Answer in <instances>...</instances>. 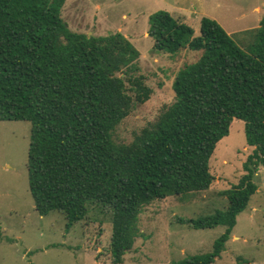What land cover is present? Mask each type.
Masks as SVG:
<instances>
[{
    "label": "trees",
    "instance_id": "1",
    "mask_svg": "<svg viewBox=\"0 0 264 264\" xmlns=\"http://www.w3.org/2000/svg\"><path fill=\"white\" fill-rule=\"evenodd\" d=\"M63 3L0 0V121L29 124L25 169L34 211L60 213L65 230L105 214L110 263L122 264L143 207L208 189V160L238 120L252 151L237 182L220 192L226 207L183 221L192 230L223 231L209 252L171 263L214 264L264 168V16L240 32L251 36L242 50L212 19L201 17L194 37L165 11L149 15L154 51L200 55L176 72L173 101L124 145L112 132L151 94L136 74L138 52L119 33L71 32L60 17Z\"/></svg>",
    "mask_w": 264,
    "mask_h": 264
},
{
    "label": "rangeland",
    "instance_id": "2",
    "mask_svg": "<svg viewBox=\"0 0 264 264\" xmlns=\"http://www.w3.org/2000/svg\"><path fill=\"white\" fill-rule=\"evenodd\" d=\"M157 11L167 12L178 22L184 18L180 13L184 15L181 23L191 28L194 37L199 19H212L245 50L240 45L251 36L239 31L258 27L264 0H64L60 17L71 32L86 36L119 33L138 52L136 74L143 77L151 94L114 129L111 137L117 144L130 143L173 101L171 83L176 72L200 55L187 49L173 55L152 49L147 18ZM28 137L27 122L0 121V264H111L110 223L105 214H90L65 230L60 213L40 217L34 211L25 169ZM251 151L244 143L243 123L232 120L227 136L215 145L208 160L213 178L208 189L185 197L169 196L143 207L138 215V237L123 255L122 264H171L209 252L223 228L192 230L183 221L226 207L220 192L237 182ZM253 182L257 189L245 211L237 215L214 264H264V168H257Z\"/></svg>",
    "mask_w": 264,
    "mask_h": 264
},
{
    "label": "crops",
    "instance_id": "3",
    "mask_svg": "<svg viewBox=\"0 0 264 264\" xmlns=\"http://www.w3.org/2000/svg\"><path fill=\"white\" fill-rule=\"evenodd\" d=\"M255 10L257 11L258 9L256 8ZM180 16H182V17H184V18H185V16H184V15H182L181 13H180ZM184 18L180 19V21H179V22H180V23H181V22H184V21H185V20H184ZM243 31H245V30L239 31V33H240V32H243ZM227 34H228V33H227ZM228 35H230V34H228Z\"/></svg>",
    "mask_w": 264,
    "mask_h": 264
}]
</instances>
